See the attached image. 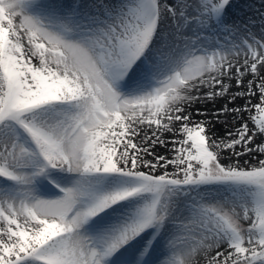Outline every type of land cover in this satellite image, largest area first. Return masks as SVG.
<instances>
[{
  "label": "snow or ice",
  "instance_id": "snow-or-ice-1",
  "mask_svg": "<svg viewBox=\"0 0 264 264\" xmlns=\"http://www.w3.org/2000/svg\"><path fill=\"white\" fill-rule=\"evenodd\" d=\"M260 4L0 0V264H264Z\"/></svg>",
  "mask_w": 264,
  "mask_h": 264
},
{
  "label": "rangeland",
  "instance_id": "rangeland-1",
  "mask_svg": "<svg viewBox=\"0 0 264 264\" xmlns=\"http://www.w3.org/2000/svg\"><path fill=\"white\" fill-rule=\"evenodd\" d=\"M63 0H61V2H62ZM240 0H237V2H239ZM68 2H70V0H67V3ZM85 2H88V0H85ZM261 9V5L259 6V8H258V10H260ZM235 10V9H234ZM233 10V11H234ZM233 15L237 18V19H240V20H243V19H246V18H248V17H252V18H254V19H256L257 21L259 20V14H258V11L257 12H248V13H246L245 14V16H240V15H237L236 14V11H234L233 12ZM257 27H258V24H257ZM213 39H215V38H213ZM254 103H258V101H254ZM259 113H257L256 112V110H255V108L253 107L252 109H251V112H250V116H257V117H259ZM246 119H249V114H246Z\"/></svg>",
  "mask_w": 264,
  "mask_h": 264
},
{
  "label": "bare ground",
  "instance_id": "bare-ground-1",
  "mask_svg": "<svg viewBox=\"0 0 264 264\" xmlns=\"http://www.w3.org/2000/svg\"><path fill=\"white\" fill-rule=\"evenodd\" d=\"M62 2L67 3V0H63ZM249 4H251L252 7H253L254 9H258L259 6L261 5V4H260V0H240V1L238 2L239 8H238V9H235L234 11H236V14H237V15L245 16V14L249 12V11H248V8H247V5H249ZM239 9H243V13H241V11H240ZM234 11H233V12H234ZM221 103H222V102H221ZM199 106H200V105H198V107H199ZM210 106H211V105H209V107H210Z\"/></svg>",
  "mask_w": 264,
  "mask_h": 264
}]
</instances>
